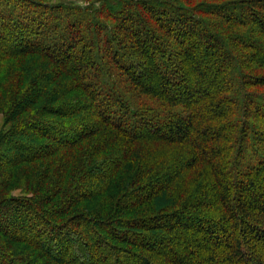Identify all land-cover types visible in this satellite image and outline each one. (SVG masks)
Here are the masks:
<instances>
[{"label":"trees","instance_id":"1","mask_svg":"<svg viewBox=\"0 0 264 264\" xmlns=\"http://www.w3.org/2000/svg\"><path fill=\"white\" fill-rule=\"evenodd\" d=\"M77 1L0 0V264H264V0Z\"/></svg>","mask_w":264,"mask_h":264},{"label":"rangeland","instance_id":"2","mask_svg":"<svg viewBox=\"0 0 264 264\" xmlns=\"http://www.w3.org/2000/svg\"><path fill=\"white\" fill-rule=\"evenodd\" d=\"M52 3H80L77 0H51ZM3 129V116H0V132ZM21 194V190H15L12 195L13 196H19Z\"/></svg>","mask_w":264,"mask_h":264}]
</instances>
